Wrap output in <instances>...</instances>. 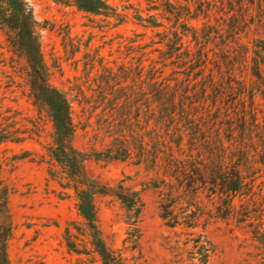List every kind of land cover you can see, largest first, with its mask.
<instances>
[{
    "label": "trees",
    "instance_id": "1",
    "mask_svg": "<svg viewBox=\"0 0 264 264\" xmlns=\"http://www.w3.org/2000/svg\"><path fill=\"white\" fill-rule=\"evenodd\" d=\"M70 1L77 11L117 17L109 0ZM146 1L147 11L155 13L137 14L136 20L153 35L148 41L145 34L123 39L120 66L101 59L98 80L74 85L72 98L52 84L26 0H0V30L24 61L32 105L50 118L48 156L66 175L77 211L94 231L101 264L118 259L100 238L94 195L82 182L89 156L74 146V105L81 112L99 111L100 125L120 145L123 161L137 155L153 167L166 163V178L189 179L174 194L197 199L205 190L207 200L221 202L232 217L237 200L252 237L264 243V225L250 222L249 215L264 197L257 183L264 170V0ZM87 66L93 70L94 60ZM24 140L19 129L0 130V145ZM0 213L7 218L6 193L0 195ZM198 222L195 217L185 227ZM9 232V223L0 224V264L9 263ZM199 241L200 263L208 264L209 243Z\"/></svg>",
    "mask_w": 264,
    "mask_h": 264
},
{
    "label": "rangeland",
    "instance_id": "2",
    "mask_svg": "<svg viewBox=\"0 0 264 264\" xmlns=\"http://www.w3.org/2000/svg\"><path fill=\"white\" fill-rule=\"evenodd\" d=\"M26 2L52 84L72 98L74 85L98 80L101 59L114 69L120 66L123 39L145 34L148 41L153 35L136 20L137 14L155 13L147 11L146 0H109L116 18L77 11L70 0ZM24 69L0 30V130L19 129L25 138L0 145V195L7 194L8 210L7 218L0 213V224H10L8 264H101L94 231L80 217L66 175L46 151L52 125L46 110L32 105ZM73 108L74 146L89 156L82 182L94 195L100 238L116 264H201L199 239L209 243L208 264H264V243L252 237L237 200L232 217L221 202L210 203L205 190L197 199L174 194L189 179L166 178V163L153 167L137 155L123 161L120 145L100 125L99 111ZM260 175L264 195V170ZM249 215L250 222L264 225V197ZM195 217L198 224L187 229ZM175 218L180 226L170 228Z\"/></svg>",
    "mask_w": 264,
    "mask_h": 264
}]
</instances>
